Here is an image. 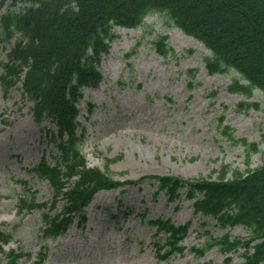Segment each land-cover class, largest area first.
<instances>
[{"label":"rangeland","instance_id":"374dc122","mask_svg":"<svg viewBox=\"0 0 264 264\" xmlns=\"http://www.w3.org/2000/svg\"><path fill=\"white\" fill-rule=\"evenodd\" d=\"M24 6L8 0L0 16ZM113 33L116 38L100 63L103 80L95 89L83 88L78 103V133L83 131L78 148L88 166L105 170L106 161L113 159L107 171L113 180L137 182L149 176L215 180L224 165L239 172L261 165L264 100L259 92L249 99L228 93L227 86L239 75L233 70L209 75L204 62L209 51L165 14L148 16L134 29L116 27ZM16 39L18 35L5 41L0 37V76ZM158 48L168 49L167 55H160ZM242 100L258 108L239 110ZM31 106L20 84L5 88L0 83V230L11 238L6 252L28 254L18 264H34L42 253V264H223L226 256L216 248L201 258L189 249L203 244L205 232L246 238L240 227L221 230L208 217L194 215L191 200L169 202L162 192L155 195V180L146 179L98 192L85 208V223L79 225L74 216L64 234L44 239L42 214L48 210L20 209L18 200L31 193L35 202L51 207L50 185L32 168L42 157L54 165L60 153L51 139L56 126L48 119L36 125ZM225 126L235 138L257 144L248 165L246 147L225 139ZM55 200L48 211L52 216L65 205L61 196ZM159 217L176 225L192 221L182 255L157 256L155 227L148 221ZM242 251L231 255L232 264L242 261Z\"/></svg>","mask_w":264,"mask_h":264},{"label":"trees","instance_id":"16d2710c","mask_svg":"<svg viewBox=\"0 0 264 264\" xmlns=\"http://www.w3.org/2000/svg\"><path fill=\"white\" fill-rule=\"evenodd\" d=\"M5 1L0 0V9ZM11 1L27 6L0 17L3 39H12L16 34L21 36L7 54L5 75L0 81L5 88L14 85L26 68L21 84L25 99L33 104V120L41 124L48 119L56 126L51 137L60 153L55 165L41 160L33 168L40 179L49 182L54 198L62 194L65 200L62 213L54 217L43 214L44 238L64 233L74 214L80 213L79 224L85 221L84 208L98 191L143 181H115L107 173L111 160L106 162L105 171L90 168L78 149L83 136V132L76 133L80 89L94 88L102 80L100 60L115 37L114 26L136 28L149 15L165 14L183 33L210 51L211 55L205 59L209 74H222L233 69L240 75V79L228 85L230 93L248 98L256 90L264 99V0ZM158 52L162 56L167 54L163 48ZM250 105L242 101L238 108ZM252 106L258 107L257 104ZM222 133L229 141L247 146V160L248 153L256 151L255 144L236 139L228 126ZM228 167L224 165L215 180L150 178L157 180V192L164 193L168 201L180 200L184 195L186 199H193L194 213L213 220L217 227L240 226L246 231V240L229 233L213 237L206 232L203 244L191 248L196 258L214 247L225 255L243 249L240 264H264V160L254 169L233 170L229 178ZM183 188L185 190L181 192ZM19 203L20 209L28 210L47 205L35 203L32 195L19 199ZM149 223L156 227L157 234L164 235L163 244H160V238L153 241L160 259L184 251L181 242L188 234L191 221L175 225L169 219L157 218ZM10 239L8 234L0 231V264L3 261L4 264H17L25 255L21 251L4 252L3 246ZM43 260L44 254L35 264H41ZM224 264H232V257H226Z\"/></svg>","mask_w":264,"mask_h":264}]
</instances>
